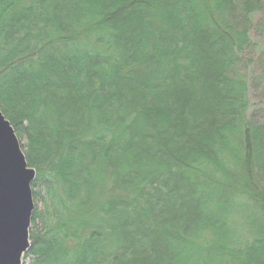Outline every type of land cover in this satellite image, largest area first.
Returning <instances> with one entry per match:
<instances>
[{
    "label": "trees",
    "instance_id": "1",
    "mask_svg": "<svg viewBox=\"0 0 264 264\" xmlns=\"http://www.w3.org/2000/svg\"><path fill=\"white\" fill-rule=\"evenodd\" d=\"M262 29L264 0H0V110L43 202L24 264H264Z\"/></svg>",
    "mask_w": 264,
    "mask_h": 264
},
{
    "label": "water",
    "instance_id": "2",
    "mask_svg": "<svg viewBox=\"0 0 264 264\" xmlns=\"http://www.w3.org/2000/svg\"><path fill=\"white\" fill-rule=\"evenodd\" d=\"M35 179L36 170L29 166L15 129L0 110V264H23L31 247Z\"/></svg>",
    "mask_w": 264,
    "mask_h": 264
},
{
    "label": "rangeland",
    "instance_id": "3",
    "mask_svg": "<svg viewBox=\"0 0 264 264\" xmlns=\"http://www.w3.org/2000/svg\"><path fill=\"white\" fill-rule=\"evenodd\" d=\"M258 19L259 16L256 17V21ZM252 39L254 42L252 53L241 65L247 81L250 103L247 117L248 120L253 117L264 120V29L258 32L257 37L252 36ZM21 144L24 147L25 141L22 140ZM42 207V201L35 202V209L41 210ZM24 262L29 263V260H23V264Z\"/></svg>",
    "mask_w": 264,
    "mask_h": 264
}]
</instances>
